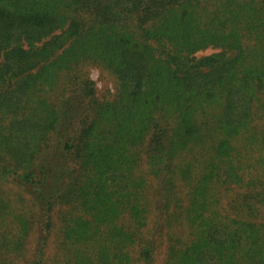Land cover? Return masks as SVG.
Wrapping results in <instances>:
<instances>
[{
    "label": "trees",
    "instance_id": "1",
    "mask_svg": "<svg viewBox=\"0 0 264 264\" xmlns=\"http://www.w3.org/2000/svg\"><path fill=\"white\" fill-rule=\"evenodd\" d=\"M28 239L264 264V0H0V264Z\"/></svg>",
    "mask_w": 264,
    "mask_h": 264
},
{
    "label": "rangeland",
    "instance_id": "2",
    "mask_svg": "<svg viewBox=\"0 0 264 264\" xmlns=\"http://www.w3.org/2000/svg\"><path fill=\"white\" fill-rule=\"evenodd\" d=\"M213 51H215V49L207 48V49L198 51L196 53V55L201 56V55H205V54H210ZM90 76L92 79H94L96 81V85L99 89H102L105 85H107V86L112 85L114 87L113 83L115 80H113L111 75L107 74L106 72H101L97 67H91L90 68ZM8 187H9V189H16V187L14 185H8ZM32 233H33V231L31 232V235H32ZM31 235H30V237H31ZM52 236L53 235H51V237ZM30 249H31V244H30V241L28 239L25 242L23 255L18 256L16 259H13V264H24L27 261V259H29L28 254H29ZM55 253H56V250L53 247V244L50 242L48 258L52 263L57 264L54 262L56 260V257H57V255H55ZM163 257H164V253L162 251H160L157 255V258L154 261V264H161L163 261ZM58 258H57V260H58ZM1 259L2 258L0 257V260Z\"/></svg>",
    "mask_w": 264,
    "mask_h": 264
}]
</instances>
